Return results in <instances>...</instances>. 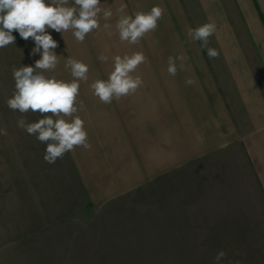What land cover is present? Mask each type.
Instances as JSON below:
<instances>
[{"label":"crops","instance_id":"obj_1","mask_svg":"<svg viewBox=\"0 0 264 264\" xmlns=\"http://www.w3.org/2000/svg\"><path fill=\"white\" fill-rule=\"evenodd\" d=\"M46 4L51 0H45ZM113 15L78 42L71 30L46 31L56 41L50 49L58 57L46 77L72 81L67 58L85 63L88 80L79 81L76 106L85 108L73 116L84 121L90 149L75 147L62 157L63 174L80 185L88 202L97 207L150 181L235 147L248 165L258 196L264 200V0H100ZM123 14L164 9L155 31L137 44L122 42L116 29L121 4ZM69 7L75 6L69 0ZM258 7V9L256 8ZM214 22L216 32L208 47L218 58L209 59L200 41H192L189 28ZM109 23L110 29L103 25ZM111 33V35H109ZM17 46L28 54L31 66L42 51L32 55L33 38L24 40L17 31ZM143 52L147 63L133 77L143 85L134 94L102 103L90 85L107 80L114 58ZM108 57L101 62L100 55ZM187 56L184 70L169 75L168 58ZM179 61L177 65L179 66ZM194 79L188 86L185 81ZM52 115L51 113H48ZM71 119V118H66ZM67 159H66V158ZM68 160V161H67Z\"/></svg>","mask_w":264,"mask_h":264},{"label":"rangeland","instance_id":"obj_2","mask_svg":"<svg viewBox=\"0 0 264 264\" xmlns=\"http://www.w3.org/2000/svg\"><path fill=\"white\" fill-rule=\"evenodd\" d=\"M17 44L0 48V264H215L221 250L220 264H264V200L235 147L88 202L62 158L45 162L47 143L17 126L49 114L7 106L13 68L31 66Z\"/></svg>","mask_w":264,"mask_h":264},{"label":"clouds","instance_id":"obj_3","mask_svg":"<svg viewBox=\"0 0 264 264\" xmlns=\"http://www.w3.org/2000/svg\"><path fill=\"white\" fill-rule=\"evenodd\" d=\"M75 6H66L69 0H0V48L9 44H15L16 37L12 34L17 31L20 37L28 40L30 37L35 41V48L31 54L42 51L41 59L34 66H22L13 68L15 80V92L6 103L9 109L18 110L20 113H51L43 115V118L34 123H26L21 118L17 126L30 135H35L41 143H47L44 160L54 164L65 153L73 151L75 147L90 149L88 134L84 128V121L79 116H73L78 111H83L85 106L81 101L79 107L77 97L79 95V81L88 80V66L76 59L67 58L65 67L70 68L72 81L58 80L54 76L46 77L40 70L54 71L58 64L55 52L57 44L46 28L56 32L71 30L78 42H83L86 35L100 27L99 16L103 13L105 21L109 20L113 13L110 8H101L100 0H72ZM126 4H121L118 11L121 13L116 23V29L120 40L129 44H137L147 33L155 31L158 21L163 17L164 9L153 6L150 12H135L133 15H125ZM105 29L111 25L105 23ZM216 32L214 22L205 23L195 29L189 28L187 35L192 41H200L201 47L207 50L209 59L218 58L220 53L208 47L209 37ZM111 35V33H109ZM101 62H106L108 57L103 54L98 57ZM187 56L180 54L177 57L169 56L168 73L171 76L179 70H184ZM179 61V66L177 65ZM147 63V57L143 52L132 55H117L114 58V69L108 79L96 80L90 88L95 96L104 104L119 100L123 96L134 94L143 85L139 76L133 77L138 66ZM195 80L189 78L185 84L191 86ZM66 118H71L66 119ZM0 134L7 135L5 129H0ZM226 253L221 250L214 258L215 264H220Z\"/></svg>","mask_w":264,"mask_h":264}]
</instances>
